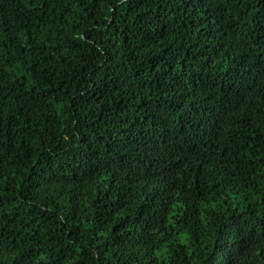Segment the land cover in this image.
I'll return each instance as SVG.
<instances>
[{
  "label": "trees",
  "instance_id": "trees-1",
  "mask_svg": "<svg viewBox=\"0 0 264 264\" xmlns=\"http://www.w3.org/2000/svg\"><path fill=\"white\" fill-rule=\"evenodd\" d=\"M0 264H264V0H0Z\"/></svg>",
  "mask_w": 264,
  "mask_h": 264
}]
</instances>
